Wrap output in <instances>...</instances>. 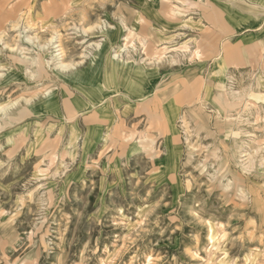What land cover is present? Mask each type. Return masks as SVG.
Masks as SVG:
<instances>
[{
    "label": "rangeland",
    "instance_id": "rangeland-1",
    "mask_svg": "<svg viewBox=\"0 0 264 264\" xmlns=\"http://www.w3.org/2000/svg\"><path fill=\"white\" fill-rule=\"evenodd\" d=\"M0 264H264V0H0Z\"/></svg>",
    "mask_w": 264,
    "mask_h": 264
},
{
    "label": "crops",
    "instance_id": "crops-1",
    "mask_svg": "<svg viewBox=\"0 0 264 264\" xmlns=\"http://www.w3.org/2000/svg\"><path fill=\"white\" fill-rule=\"evenodd\" d=\"M106 60L103 59V60H100V62H97L96 65L98 67H100L102 70H103V75L105 74L106 72V69L107 67L105 66V63H107V61L105 62ZM95 62V61H94ZM94 62H91L88 67L86 69H84L82 72H78V73H83L84 71H86L87 69L89 68H94ZM123 62H120V61H115L113 63V67L115 69V72H118V74H124V71H125V68H127V65L125 64H121ZM125 66V68H124ZM140 69H138V67L136 65H130V71L131 73L134 71L135 72V76L134 75H131L132 77L130 78V81H127L126 83V86L128 87L129 85H131V94L132 96H138L139 95V87L140 86H144V85H148L150 84V81H149V78L146 80L147 82H141L138 80V71ZM148 71H151L152 73H154V69H153V66H149L147 68V72ZM77 73L75 72L74 74H72L71 76H74L76 75ZM69 83V88L71 90V93L70 95L68 94L67 95V99H68V102L65 101L66 99H62L61 97L58 98L59 101L58 104H59V110L58 111H61V113H65V109L66 107H70L71 111L74 113V115H82L84 113H86V111L88 112V107L90 105H93V104H97L98 101L100 102V100L103 99L104 95H103V90H105V86L107 85H103V83H97V85L94 87V89L96 90L94 94L92 93H89V88L86 87L84 84L80 83V82H77L75 79L72 80V82H68ZM135 90V91H134ZM94 91V90H93ZM63 97V96H62ZM65 97V96H64ZM134 99V97H133ZM42 102H39L38 99H35V101H32V106H31V111L33 112V115H42V112L44 110L42 104ZM68 105V106H67ZM54 109H56V105L53 107ZM107 114H105L104 116H106ZM105 120H107V117H102L101 119L98 118L97 122L98 124H96V126H99V127H102L104 125V123L102 122H105ZM95 124H91L89 125L88 127H92L94 126Z\"/></svg>",
    "mask_w": 264,
    "mask_h": 264
},
{
    "label": "bare ground",
    "instance_id": "bare-ground-1",
    "mask_svg": "<svg viewBox=\"0 0 264 264\" xmlns=\"http://www.w3.org/2000/svg\"><path fill=\"white\" fill-rule=\"evenodd\" d=\"M172 13V12H171ZM26 39V38H25ZM106 44V43H105ZM105 48H106V46H105ZM104 48V49H105ZM108 50V49H107ZM13 51V50H12ZM15 51V50H14ZM103 52V51H102ZM22 56V55H21ZM24 57V56H23ZM119 57V56H118ZM102 58V57H101ZM103 59H104V57H103ZM112 59V62H115V59H114V57H112L111 58ZM37 62V61H36ZM96 62V61H95ZM95 62H94V66H95ZM35 63V62H34ZM67 66V65H66ZM40 67V66H39ZM59 67L61 68V70L62 71H65L66 69H67V67H65L64 66V64H60L59 65ZM97 71V69H87L86 71H84L83 73H78L75 77H74V79L77 81V82H80V83H85V81L88 79V77L89 76H92V75H94L95 74V72ZM102 75V74H101ZM71 78V77H70ZM99 78V77H98ZM90 79H91V77H90ZM91 82V81H90ZM89 82V83H90ZM96 82V81H95ZM99 83V82H98ZM87 85H89V84H87ZM91 86H93L92 84H91ZM90 90V89H89ZM230 94V93H229ZM49 95V92H46V94H45V96H48ZM145 98V97H144ZM101 102H102V100H100ZM173 101V100H172ZM105 102V101H104ZM48 103V102H47ZM201 104V103H200ZM107 108H108V106H107ZM103 109V108H102ZM105 109V108H104ZM109 111V110H108ZM217 111V110H216ZM222 111V110H221ZM222 114V113H221ZM219 116V115H218ZM111 117V116H110ZM221 117V116H220ZM109 118V117H108ZM169 120H170V118H169ZM162 122H163V124H165L166 122H165V119L164 118H162ZM169 125V124H168ZM165 126V125H164ZM169 127H170V125H169ZM89 131V130H88ZM89 133V132H88ZM93 133V132H92ZM100 138V137H99ZM170 145V144H169ZM169 147V146H168ZM173 152V151H172ZM161 162V161H160Z\"/></svg>",
    "mask_w": 264,
    "mask_h": 264
}]
</instances>
